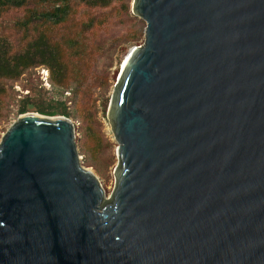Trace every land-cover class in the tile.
I'll return each instance as SVG.
<instances>
[{
	"label": "water",
	"instance_id": "obj_1",
	"mask_svg": "<svg viewBox=\"0 0 264 264\" xmlns=\"http://www.w3.org/2000/svg\"><path fill=\"white\" fill-rule=\"evenodd\" d=\"M109 195L64 114L0 136V264H264V0H132Z\"/></svg>",
	"mask_w": 264,
	"mask_h": 264
},
{
	"label": "trees",
	"instance_id": "obj_2",
	"mask_svg": "<svg viewBox=\"0 0 264 264\" xmlns=\"http://www.w3.org/2000/svg\"><path fill=\"white\" fill-rule=\"evenodd\" d=\"M130 1L0 0V17L12 9L22 11L13 20V26L19 32L17 41L0 34V118L4 116L8 80L18 79L28 69L38 65L48 68L51 87L41 86L39 90L43 99L39 101L24 95L16 109L17 114L34 109L46 114L77 116L67 102L70 99L73 101L85 83L83 66L94 56L96 47L89 43V32L108 29L114 14L120 17L119 21H125L123 15L129 17L131 22L125 32L132 34V39L144 36V24L136 28V16L129 12ZM117 39L114 41L117 42ZM108 40L110 44L113 39L110 36ZM121 60L117 62L120 64ZM28 86L30 91L33 90L32 85ZM50 91L59 93V96L48 95ZM65 91L71 95H66ZM83 134V150L95 156L101 151L103 137L92 129L90 119L83 126Z\"/></svg>",
	"mask_w": 264,
	"mask_h": 264
},
{
	"label": "rangeland",
	"instance_id": "obj_3",
	"mask_svg": "<svg viewBox=\"0 0 264 264\" xmlns=\"http://www.w3.org/2000/svg\"><path fill=\"white\" fill-rule=\"evenodd\" d=\"M132 1V0H131ZM130 13L136 16V28L140 25L145 26V21L131 10ZM20 9H12L4 12L0 17V34L7 35L14 42L19 37V32L13 26V20L20 16ZM84 15V13H80ZM120 17L112 15L109 28L106 30H96L94 33L89 32V43L95 46L94 56L86 63L83 68L86 72V80L82 87L78 90L73 101L68 100V107L73 110L77 116H68L74 123L75 140L82 163L90 167L98 176L106 195H109L115 184V176L113 168L117 161L116 145L117 141L111 130V126L107 120L106 112L112 92L113 85L119 71L118 59L125 58L131 47L141 43V38L132 39L130 33L126 34V29L131 21L129 17L122 16L125 21H119ZM112 37L113 45L108 44V37ZM116 38L117 42L114 41ZM99 43V44H97ZM122 61V60H121ZM120 62V61H119ZM48 68L44 65H38L28 69L16 80H8V93L4 95V116L0 118V136L7 126L18 116L16 109L23 96L28 94V98L33 101L43 99L41 94V86L50 88ZM10 85V86H9ZM27 85V86H26ZM32 85L33 90H29ZM41 91V92H40ZM66 95H71L69 91H65ZM57 95L53 91L48 95ZM83 109V110H82ZM27 111H37L29 109ZM82 111V114H81ZM39 112V111H37ZM85 116L82 118L81 116ZM67 116V115H66ZM90 119L92 129L98 131L103 137V146L101 151L95 156L88 151L83 150L81 145L85 138L83 134V126L86 120Z\"/></svg>",
	"mask_w": 264,
	"mask_h": 264
}]
</instances>
